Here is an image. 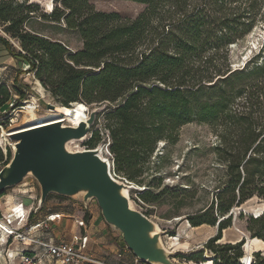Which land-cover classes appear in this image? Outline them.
Listing matches in <instances>:
<instances>
[{
    "label": "trees",
    "instance_id": "16d2710c",
    "mask_svg": "<svg viewBox=\"0 0 264 264\" xmlns=\"http://www.w3.org/2000/svg\"><path fill=\"white\" fill-rule=\"evenodd\" d=\"M131 1L145 5L133 18L93 9L82 14L76 0H65V10L54 7L41 14L35 2L0 0V31L6 34H0V50L30 65L18 71L12 86L0 83V110L13 103L14 92L25 97L32 90L20 80L25 71L35 72L61 105L105 104L114 171L137 184L144 182L158 141H176L180 127L194 119L222 120L217 152L228 164V180L216 202L187 217L192 226L218 225L219 232L205 249L180 256L203 262L207 250L214 254V264H242L245 238L237 243L217 241L231 225V216L222 217L235 205L254 196L264 201V44L244 65L234 67L231 55V46L255 26V0ZM242 8L245 11L239 12ZM40 19H63L80 32L83 47L72 50L28 25ZM6 55L0 53V58ZM236 97L242 99L236 102ZM3 116L0 113V124ZM101 139L93 126L83 143L95 148ZM7 148L5 153L0 146L2 167L12 158ZM151 194L149 188L141 197L151 202ZM53 195L72 199L51 194L48 200ZM48 200L39 212L48 209ZM250 221L251 237L264 240V211ZM250 264H264V252L255 251Z\"/></svg>",
    "mask_w": 264,
    "mask_h": 264
},
{
    "label": "rangeland",
    "instance_id": "374dc122",
    "mask_svg": "<svg viewBox=\"0 0 264 264\" xmlns=\"http://www.w3.org/2000/svg\"><path fill=\"white\" fill-rule=\"evenodd\" d=\"M29 1L39 4V8H37L39 14L48 13L54 7L60 11L65 10V6L63 5L65 0ZM76 3L81 5L82 14L87 13L90 9L107 12L118 11L124 17L129 18L137 16L145 7L144 4L131 0H76ZM253 4L254 8L252 11L257 16L253 30L231 46L234 67L244 65L263 48L264 0H255ZM240 11L243 12L245 10L242 8ZM28 25L34 30L61 40L72 50L80 49L84 45L80 32L75 28L69 27L63 19L61 22L44 21L41 19L31 20ZM0 34L6 35L3 31H0ZM14 76L15 71L11 77L6 78V81H9L10 78L13 80ZM20 80L23 84L30 85L32 90H29L25 97H20L18 93L14 92L13 104H8L9 107L6 111L4 109L0 110V113L4 115L1 117L4 123L0 124V146L4 149L5 153H7V147H11L13 151V141L8 136H3V129L5 128L9 132L13 128L26 127L27 112L24 108L28 104V101L35 102L39 117H44L51 113L52 109L49 108V103L59 104L44 86V94L39 91V84L33 77V72L25 71L20 75ZM236 98V102L242 99L241 97ZM87 106L88 116L95 105ZM107 123L106 113L102 112L99 120L94 125V129L99 131L102 136L100 144L107 137ZM221 123L222 120L211 122L194 119L180 127L179 137L176 141L173 142L167 139L158 141L155 150L148 158L147 169L142 176L144 182L136 184L135 187L138 186V188H132L129 191L133 206L143 212H147L148 216L155 220L161 229L166 232L163 238L170 250L181 249L186 252H192L205 247L208 240L219 232L218 225L202 224L192 226L187 217L216 202L218 192L228 180V164L220 158L217 152V147L221 142L218 130L224 127ZM227 140L230 146L234 145L232 137H227ZM83 142H73L70 144V148L84 149ZM1 168L2 164H0ZM115 173L124 179L123 175ZM26 179H33L37 194L40 196L38 182L33 177ZM14 188L16 190L19 186L17 185L8 189L10 190L8 198L10 206L13 204L11 196ZM149 188L152 191L150 197L155 199L151 202H147L141 197V193ZM72 199L78 202L83 201L82 197ZM69 200L53 195L48 200V209L39 212V215L43 217L50 210L70 211L73 203ZM26 201L27 203L31 202L29 198ZM90 203L98 205L96 200ZM263 211L264 201L259 196H254L241 205H235L227 215L222 217L228 218L231 216V225L223 229V238L217 241V243H237L245 238V244L242 246L244 255L251 253L253 259L255 251L261 250L264 252V243L251 241L250 250L245 246L251 238V232L249 231L251 217H256ZM172 236L180 237L178 245L173 246ZM213 256L214 254L209 253L207 250L204 253L205 260H208L210 257L213 261ZM174 261L177 264L200 263L183 256L176 257ZM240 261L243 264V261Z\"/></svg>",
    "mask_w": 264,
    "mask_h": 264
},
{
    "label": "water",
    "instance_id": "95a60500",
    "mask_svg": "<svg viewBox=\"0 0 264 264\" xmlns=\"http://www.w3.org/2000/svg\"><path fill=\"white\" fill-rule=\"evenodd\" d=\"M48 106L56 108V104ZM105 108V104L95 105L77 125L55 120L9 131L13 154L0 169V198L9 188L33 177L40 187L38 210L51 194L82 197L86 206L96 200L108 225L121 233L136 257L149 264H177L176 257L203 250L205 247L186 252L166 246L163 238L166 232L133 206L129 191L134 185L114 175L113 163L102 156L101 145L70 148L71 143L86 140Z\"/></svg>",
    "mask_w": 264,
    "mask_h": 264
},
{
    "label": "crops",
    "instance_id": "0c3cea01",
    "mask_svg": "<svg viewBox=\"0 0 264 264\" xmlns=\"http://www.w3.org/2000/svg\"><path fill=\"white\" fill-rule=\"evenodd\" d=\"M1 30V28H0ZM2 55H6L0 58V83L4 82L9 86L14 83L20 69H27L30 65L25 60L17 58L12 55H8L7 51L0 50ZM15 71L13 80L10 78L6 81L7 77H11ZM12 192V206L9 204V191L8 190L0 198V215L9 214L13 207L23 201L25 208L27 207L28 221L26 223H15V225L23 230H27L31 225L37 221H42L47 218L49 214L58 213L54 221H48L47 226L33 230L35 236H39L47 241H71L73 236L77 233L85 234L89 236V242L86 252L92 255L98 261L105 264H131L135 259V254L124 242L121 233L112 228L105 221L102 211L98 205L89 203L87 206L81 200H69L73 203V207L70 211L54 210L43 217L37 213H33L30 210L32 199L29 194L25 193V187H19ZM35 192L36 187H35ZM29 198L31 202L27 203L26 199ZM80 221H84V225L80 224ZM26 248L19 240L13 236H8L0 231V264H18L20 260L21 251ZM31 254L38 252L39 247H28ZM34 248V249H33ZM35 250V251H32ZM83 262L81 264H102ZM48 264H62L61 262L50 259Z\"/></svg>",
    "mask_w": 264,
    "mask_h": 264
},
{
    "label": "built area",
    "instance_id": "2783aa9c",
    "mask_svg": "<svg viewBox=\"0 0 264 264\" xmlns=\"http://www.w3.org/2000/svg\"><path fill=\"white\" fill-rule=\"evenodd\" d=\"M33 77L35 78L36 82L40 81L37 78L35 72H33ZM106 134V142L99 144L102 146L101 154L103 157L108 158L113 163L111 159L112 153L110 151L111 138L108 131L106 132ZM83 148L85 149L86 146L84 145ZM114 175L119 177L115 173V171ZM33 182V179H25L18 186L26 188L25 193L29 194V197L32 199L30 210L33 213H37L40 196L39 194H37V192H35V183ZM57 217H59L58 213L49 214L45 220L37 221L36 223L31 225L27 230L20 229L15 225V223L24 224L29 219L27 207L25 208L23 201L18 203L17 206L13 207L12 211L9 214L0 215V231L8 236H13L26 247L21 251L20 260L18 264H48L50 262V259H55L61 262L62 264H81L83 262L102 263L86 252L89 242L88 235L77 233L73 236V239L71 241L61 242H55L51 240L47 241L39 236L34 235L33 230L46 227L48 221H54ZM80 224L84 225V221H80ZM30 246H36L40 249L38 252L31 254L28 248ZM33 249L32 251H35ZM131 264L149 263L138 257H135Z\"/></svg>",
    "mask_w": 264,
    "mask_h": 264
},
{
    "label": "bare ground",
    "instance_id": "6f19581e",
    "mask_svg": "<svg viewBox=\"0 0 264 264\" xmlns=\"http://www.w3.org/2000/svg\"><path fill=\"white\" fill-rule=\"evenodd\" d=\"M37 83L39 84V87H38L39 91L44 94V87L41 84V81H38ZM87 107H88L87 104L81 101H75L69 106L57 104L56 108L52 110L50 114L44 117H39L36 111L35 102L28 101V104L24 108L26 109V112H27V122L25 123V125L32 126V125L55 121V120H63L65 122H69L70 124L77 125L81 120L87 117ZM7 134H8V131L4 128L3 136H7ZM136 184L137 183H133L134 188H138V186L135 187ZM171 239L173 240V246L178 245L180 243L179 236H172ZM251 241H255L256 243L257 242L264 243V240L261 238L251 237L245 245L248 250L251 249ZM251 260H252L251 253L245 255L242 258L243 264H250ZM198 264H214V263L209 258L208 260L200 262Z\"/></svg>",
    "mask_w": 264,
    "mask_h": 264
}]
</instances>
